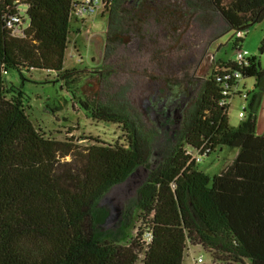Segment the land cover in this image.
<instances>
[{"label": "trees", "instance_id": "16d2710c", "mask_svg": "<svg viewBox=\"0 0 264 264\" xmlns=\"http://www.w3.org/2000/svg\"><path fill=\"white\" fill-rule=\"evenodd\" d=\"M16 3L28 8L30 21L21 40L4 27ZM71 12V0H1L0 66L19 76L55 74L88 119L118 126L125 141L82 147L47 137L29 118L23 85L3 78L0 264H138L141 254L140 264H183L187 246L204 249L211 264H264V135L256 134L255 92L264 89V66L250 57L247 67L219 60L204 71L224 36L231 35L232 51L241 50L237 35L264 19V0H111L101 15V66L92 73L64 69ZM235 72L256 83L247 114L232 128L231 97L223 93ZM85 80L94 87L79 99ZM166 126L177 140L160 156L154 138ZM224 147L235 155L213 177L187 154ZM138 168L147 169L145 180L123 205L118 228L104 232L103 197ZM134 221L143 229L123 246V230ZM145 230L152 239L144 250Z\"/></svg>", "mask_w": 264, "mask_h": 264}, {"label": "rangeland", "instance_id": "374dc122", "mask_svg": "<svg viewBox=\"0 0 264 264\" xmlns=\"http://www.w3.org/2000/svg\"><path fill=\"white\" fill-rule=\"evenodd\" d=\"M71 32L69 34V45L64 56V69H87L91 73L99 70L101 66V53L106 30V16L101 14L89 17L82 24L81 22H71ZM241 51L248 57H255L264 66V52L260 51L261 43L264 40V19L246 33L241 34ZM231 35L224 36L210 50V54L205 57L204 71L208 72L219 60H235V52L230 48ZM21 76V78H20ZM16 71H9L6 76L8 84L15 87L23 85V90L27 96L29 106L28 115L37 129H41L49 138L56 141L72 139V141L82 147L93 144V141H100L107 144H123L125 135L118 126L107 123H97L88 119L85 113L67 93L62 84L56 81L53 73L43 70L21 71V75ZM256 81L253 78L242 79L236 90L231 95L228 103L227 118L229 126L237 128L243 119L239 118V113L248 112V104L254 93ZM91 81H84L78 86L77 96L83 99L93 90ZM264 87V81H263ZM237 89L245 94L250 93L247 101H244L238 94ZM260 97V104L257 108V124L263 119L264 122V89L262 92L255 91ZM150 102L144 101L139 104V108L147 109ZM172 102H166L164 107H172ZM243 108L247 112H243ZM54 110L55 112H52ZM261 112L263 115L261 116ZM171 118H168V122ZM162 120L156 123L159 125ZM168 125V124H167ZM264 125V123H263ZM262 125V126H263ZM166 129L159 127L154 141L156 150L160 156H166L171 151L177 140V136L170 127ZM170 129V130H169ZM256 134L264 135V127L256 126ZM235 150L226 147L217 149L208 157L197 164L198 170L213 177L217 175L222 167L228 163L235 155ZM147 169L138 168L122 184L113 187L101 201V207L109 212L108 219L102 228L104 232H110L118 228L122 207L131 199L137 187L145 180ZM143 229L138 221H134L131 226L123 230L121 245L129 246L136 238L137 232ZM202 258V262L197 260ZM143 260V254L139 256L138 264ZM213 263L210 254L201 247L187 246L183 264H211Z\"/></svg>", "mask_w": 264, "mask_h": 264}, {"label": "built area", "instance_id": "2783aa9c", "mask_svg": "<svg viewBox=\"0 0 264 264\" xmlns=\"http://www.w3.org/2000/svg\"><path fill=\"white\" fill-rule=\"evenodd\" d=\"M1 2V0H0ZM72 2V12L70 14V21L71 22H81L82 24L86 19H88L91 16L97 15V14H103L105 13L106 9L110 6L111 0H71ZM28 8L25 5H20L16 3L14 7L12 8V12L5 16L4 18V27L8 31L10 37L13 39L21 40L25 37V34L27 30L30 27V21L27 16ZM241 34L239 33L237 37L241 38ZM249 59L243 51L239 50L235 52V62L239 65H242L244 67H247L249 65ZM8 75V72L4 69L3 66H0V82L3 78H5ZM233 82L235 83L233 87H229L228 85H225V91L223 93L224 97H231L233 92L236 90L239 82L241 81L240 74L238 72H235L232 75ZM237 94L244 100L247 101L250 93L247 92L245 94L241 93L237 89ZM227 102H221L219 105L224 106ZM245 108H243V112ZM245 117L244 113H239V118L243 119ZM188 155H190L191 160H193L196 164L200 163L204 158L208 157V151H203L201 153H192L187 152ZM137 236V234H136ZM152 239V234L150 230L143 231V234L141 236V243L144 247V250L148 247L150 241ZM199 263L202 262V258L200 257L197 260Z\"/></svg>", "mask_w": 264, "mask_h": 264}, {"label": "crops", "instance_id": "0c3cea01", "mask_svg": "<svg viewBox=\"0 0 264 264\" xmlns=\"http://www.w3.org/2000/svg\"><path fill=\"white\" fill-rule=\"evenodd\" d=\"M258 111V110H257ZM263 115V113L261 112V116ZM263 119L262 120H260V122L257 124V126L259 127V128H263L264 127V125H263ZM263 125V126H262Z\"/></svg>", "mask_w": 264, "mask_h": 264}]
</instances>
